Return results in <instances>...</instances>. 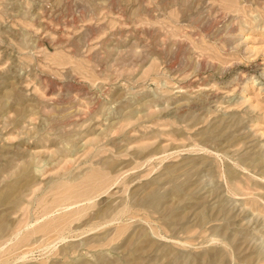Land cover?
<instances>
[{"label": "rangeland", "instance_id": "obj_1", "mask_svg": "<svg viewBox=\"0 0 264 264\" xmlns=\"http://www.w3.org/2000/svg\"><path fill=\"white\" fill-rule=\"evenodd\" d=\"M10 187L0 264H264V0H0Z\"/></svg>", "mask_w": 264, "mask_h": 264}, {"label": "bare ground", "instance_id": "obj_2", "mask_svg": "<svg viewBox=\"0 0 264 264\" xmlns=\"http://www.w3.org/2000/svg\"><path fill=\"white\" fill-rule=\"evenodd\" d=\"M28 174V173H27ZM23 175V174H22ZM26 175V174H25ZM20 178V177H19ZM14 185V184H13ZM10 186V185H9ZM17 186V185H16ZM9 190L7 192H4L2 194H0V200H3L5 198H7L11 193L13 194V190H16L14 189V187H10L8 188ZM12 198V197H11Z\"/></svg>", "mask_w": 264, "mask_h": 264}]
</instances>
